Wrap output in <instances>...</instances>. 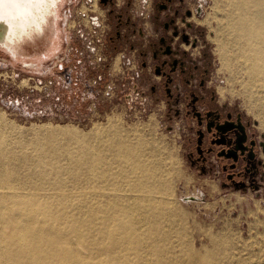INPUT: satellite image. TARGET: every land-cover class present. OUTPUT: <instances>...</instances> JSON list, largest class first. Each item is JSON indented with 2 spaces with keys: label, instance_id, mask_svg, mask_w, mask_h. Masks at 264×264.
Wrapping results in <instances>:
<instances>
[{
  "label": "rangeland",
  "instance_id": "obj_1",
  "mask_svg": "<svg viewBox=\"0 0 264 264\" xmlns=\"http://www.w3.org/2000/svg\"><path fill=\"white\" fill-rule=\"evenodd\" d=\"M198 7L201 15L194 13ZM189 8L193 16L186 14ZM229 12L226 0H64L51 35L39 45L0 47V133L33 139L49 126L90 132L110 119L137 129L164 148L158 157L165 169L177 171L167 199L188 229L182 240L191 243L183 249L205 255L210 233L226 234L214 264H264V166L251 181L239 175V166L220 164L221 146L194 114L197 108L220 116L230 111L264 142V74L254 77L232 51L239 52V44L229 43ZM220 35L232 56L229 67ZM193 94L200 101L191 102ZM198 130L206 134L202 144ZM63 140L54 142L62 146ZM24 151L37 154L32 145Z\"/></svg>",
  "mask_w": 264,
  "mask_h": 264
},
{
  "label": "bare ground",
  "instance_id": "obj_2",
  "mask_svg": "<svg viewBox=\"0 0 264 264\" xmlns=\"http://www.w3.org/2000/svg\"><path fill=\"white\" fill-rule=\"evenodd\" d=\"M63 1L0 0V47L39 45L59 20ZM226 3L229 43L239 44V52L232 51L254 77L264 74V0ZM218 38L229 67L230 49ZM137 133L112 119L90 132L49 126L33 139L10 138L3 130L0 264H214L226 234L210 233L205 255L183 249L191 243L182 240L188 229L167 199L177 171L165 169L158 157L163 147ZM56 139H64L62 146ZM28 145L37 154L24 151Z\"/></svg>",
  "mask_w": 264,
  "mask_h": 264
},
{
  "label": "flooded vegetation",
  "instance_id": "obj_3",
  "mask_svg": "<svg viewBox=\"0 0 264 264\" xmlns=\"http://www.w3.org/2000/svg\"><path fill=\"white\" fill-rule=\"evenodd\" d=\"M162 7L167 8V4H163ZM197 15L202 14V9L200 7L194 12ZM186 14L193 16L192 9H188ZM166 28L170 26V22L165 23ZM189 27H193V23L189 22ZM179 30H176L175 33H179ZM167 36H162L161 39L165 40ZM181 37L185 42H191V37L188 32H182ZM198 40L193 39L192 44L196 46ZM166 52H172V45L166 43L165 47ZM178 61H174V65H177ZM166 66V62L163 63ZM159 71H162L161 69ZM171 77L168 80L171 81ZM199 96L193 94L190 101L197 103ZM213 100V99H212ZM200 101V99H199ZM223 111V110H221ZM219 111H212L207 109L205 112H202L200 109H195L194 114L197 117L198 121L202 123L205 119L206 132L211 136L210 140L214 144L221 146V150L218 151L219 156H222L225 159L221 161L220 164L224 166H230L232 168L240 167L239 175L242 177L247 174L250 176V180L254 181L260 166H264V161L261 158L260 150H264V142L256 139L255 136L251 135L248 129V123L244 122L241 116L233 117L232 112H227V114L220 116ZM198 136L200 144L203 143L205 132L203 130H198ZM237 172V173H238ZM233 174V173H232ZM232 174H230L232 176ZM239 176L238 174H235ZM235 181L237 180V178Z\"/></svg>",
  "mask_w": 264,
  "mask_h": 264
}]
</instances>
